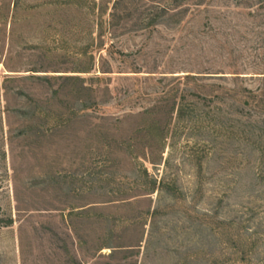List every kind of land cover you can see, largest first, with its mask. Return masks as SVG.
<instances>
[{"label": "rangeland", "instance_id": "obj_1", "mask_svg": "<svg viewBox=\"0 0 264 264\" xmlns=\"http://www.w3.org/2000/svg\"><path fill=\"white\" fill-rule=\"evenodd\" d=\"M1 215L0 264H264V0H0Z\"/></svg>", "mask_w": 264, "mask_h": 264}, {"label": "trees", "instance_id": "obj_2", "mask_svg": "<svg viewBox=\"0 0 264 264\" xmlns=\"http://www.w3.org/2000/svg\"><path fill=\"white\" fill-rule=\"evenodd\" d=\"M87 71H90V70H87ZM186 77L185 78H196L195 75H190V74H187L185 75ZM202 88H204L205 86L204 85H201ZM199 94V93H198ZM206 98V97H205ZM184 113V110H182V108L180 109V116H182ZM13 223V217L12 216H3L1 215L0 217V228L1 227H6V226H9Z\"/></svg>", "mask_w": 264, "mask_h": 264}]
</instances>
